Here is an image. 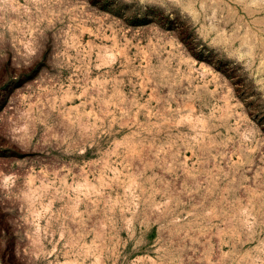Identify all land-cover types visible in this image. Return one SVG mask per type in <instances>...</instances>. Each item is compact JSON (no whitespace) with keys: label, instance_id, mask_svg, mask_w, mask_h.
<instances>
[{"label":"rangeland","instance_id":"1","mask_svg":"<svg viewBox=\"0 0 264 264\" xmlns=\"http://www.w3.org/2000/svg\"><path fill=\"white\" fill-rule=\"evenodd\" d=\"M0 264H264V0H0Z\"/></svg>","mask_w":264,"mask_h":264}]
</instances>
